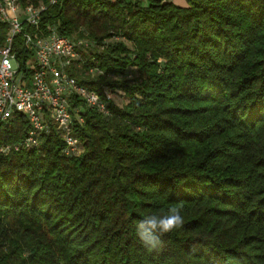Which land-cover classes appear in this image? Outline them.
<instances>
[{
    "label": "trees",
    "instance_id": "obj_1",
    "mask_svg": "<svg viewBox=\"0 0 264 264\" xmlns=\"http://www.w3.org/2000/svg\"><path fill=\"white\" fill-rule=\"evenodd\" d=\"M184 2L47 6L41 30L97 48L79 46L68 73L127 101L81 112L77 156L53 125L0 151V264H264V0ZM28 128L0 124V149ZM172 207L183 226L146 247L137 224Z\"/></svg>",
    "mask_w": 264,
    "mask_h": 264
},
{
    "label": "built area",
    "instance_id": "obj_2",
    "mask_svg": "<svg viewBox=\"0 0 264 264\" xmlns=\"http://www.w3.org/2000/svg\"><path fill=\"white\" fill-rule=\"evenodd\" d=\"M56 2L49 0L48 5ZM48 5L0 0V124L21 114L29 127L22 141L1 147L5 154L37 147L53 125L64 141L62 153L77 156L83 148L73 126L83 121L81 112L94 107L106 114L107 103L114 102L113 90L104 89L101 99L68 73L85 40L61 35L59 22L46 23L41 30ZM75 99L82 103L75 104Z\"/></svg>",
    "mask_w": 264,
    "mask_h": 264
},
{
    "label": "clouds",
    "instance_id": "obj_3",
    "mask_svg": "<svg viewBox=\"0 0 264 264\" xmlns=\"http://www.w3.org/2000/svg\"><path fill=\"white\" fill-rule=\"evenodd\" d=\"M184 220L181 210L172 207L165 215H148L137 224V233L142 243L150 248H156L160 244V236L170 233L183 226Z\"/></svg>",
    "mask_w": 264,
    "mask_h": 264
},
{
    "label": "rangeland",
    "instance_id": "obj_4",
    "mask_svg": "<svg viewBox=\"0 0 264 264\" xmlns=\"http://www.w3.org/2000/svg\"><path fill=\"white\" fill-rule=\"evenodd\" d=\"M176 2H181L182 5L185 4L184 0H175ZM142 2L144 3L145 0H142ZM116 40V39H115ZM84 45L82 46L83 49L87 52H94L97 50V48L94 46L93 43H91L90 41L85 40L84 41ZM138 72L135 69V67H129L126 71V77L128 79H134L135 77H137ZM114 91V103L117 105H123L126 101L127 98L126 96L123 94V92L121 90H113Z\"/></svg>",
    "mask_w": 264,
    "mask_h": 264
},
{
    "label": "crops",
    "instance_id": "obj_5",
    "mask_svg": "<svg viewBox=\"0 0 264 264\" xmlns=\"http://www.w3.org/2000/svg\"><path fill=\"white\" fill-rule=\"evenodd\" d=\"M172 1H173V2H175V3H177V4H180V5H182V4H181V2H176L175 0H172Z\"/></svg>",
    "mask_w": 264,
    "mask_h": 264
}]
</instances>
